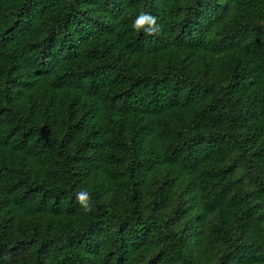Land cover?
I'll list each match as a JSON object with an SVG mask.
<instances>
[{"label": "trees", "instance_id": "obj_1", "mask_svg": "<svg viewBox=\"0 0 264 264\" xmlns=\"http://www.w3.org/2000/svg\"><path fill=\"white\" fill-rule=\"evenodd\" d=\"M0 264H264V0H0Z\"/></svg>", "mask_w": 264, "mask_h": 264}, {"label": "clouds", "instance_id": "obj_2", "mask_svg": "<svg viewBox=\"0 0 264 264\" xmlns=\"http://www.w3.org/2000/svg\"><path fill=\"white\" fill-rule=\"evenodd\" d=\"M145 25H148L147 28H145ZM156 25V18L151 16L148 13H141L137 19L133 23L134 29L137 31L144 29L146 34L153 35L157 34L159 32V28ZM81 200L83 197L80 198Z\"/></svg>", "mask_w": 264, "mask_h": 264}]
</instances>
